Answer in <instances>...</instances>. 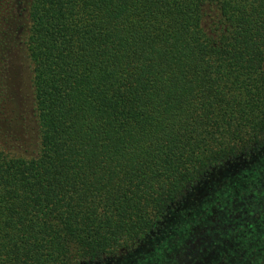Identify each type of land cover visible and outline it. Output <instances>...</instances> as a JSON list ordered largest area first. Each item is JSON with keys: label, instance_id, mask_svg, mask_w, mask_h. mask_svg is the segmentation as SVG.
Segmentation results:
<instances>
[{"label": "trees", "instance_id": "16d2710c", "mask_svg": "<svg viewBox=\"0 0 264 264\" xmlns=\"http://www.w3.org/2000/svg\"><path fill=\"white\" fill-rule=\"evenodd\" d=\"M0 264H264V0H0Z\"/></svg>", "mask_w": 264, "mask_h": 264}]
</instances>
